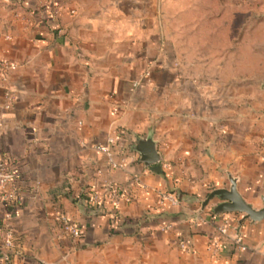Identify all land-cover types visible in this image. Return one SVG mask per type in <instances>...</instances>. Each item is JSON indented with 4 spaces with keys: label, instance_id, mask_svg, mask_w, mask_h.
Returning a JSON list of instances; mask_svg holds the SVG:
<instances>
[{
    "label": "crops",
    "instance_id": "obj_1",
    "mask_svg": "<svg viewBox=\"0 0 264 264\" xmlns=\"http://www.w3.org/2000/svg\"><path fill=\"white\" fill-rule=\"evenodd\" d=\"M178 1L60 0L59 29L0 3V157L20 196H0V254L12 228L13 264H264V219L204 206L234 178L264 207V24L188 8L183 24ZM117 130L112 168L98 145ZM146 137L161 154L149 166L135 147ZM113 184L131 200L89 202ZM63 209L80 239L60 236ZM225 222L245 250L220 234Z\"/></svg>",
    "mask_w": 264,
    "mask_h": 264
},
{
    "label": "built area",
    "instance_id": "obj_2",
    "mask_svg": "<svg viewBox=\"0 0 264 264\" xmlns=\"http://www.w3.org/2000/svg\"><path fill=\"white\" fill-rule=\"evenodd\" d=\"M4 2V0H0V3ZM49 3V2H48ZM47 2L41 3L44 7H53L52 12L55 14V16H59V9L56 8V6H52L50 3ZM71 13H74L72 10ZM0 67L2 70V73L5 75L7 74L10 63L8 61H2L0 62ZM143 78L150 79V72L147 71ZM11 99V97H9ZM125 135L124 130H117L114 132V134L110 135L107 139L106 144L98 145V149H100L102 152H104L109 160V163L112 168H118L120 167V164L115 161L114 159V152H113V146L116 145L117 139L119 137H122ZM262 142L264 143V136L262 137ZM107 194L101 195L98 193H92L89 198V202L93 205H100L104 199L107 197L111 201L114 207H119L123 202H128L131 200L130 196L124 191L122 187L119 185H111L107 189ZM0 196L3 200L11 203V204H17L19 199V188L15 183V174L10 168L8 162L6 159L0 157ZM162 203H165L166 201L177 204L178 198L173 194H164L162 196ZM8 218H10V214L7 215ZM57 222L60 227L61 234L60 236L68 237L71 239H80L82 236V230L79 226V224L73 220L67 213L60 212L57 215ZM229 225L228 222H225L224 224L220 225L218 227V230L221 235L228 236L231 238L234 242V244L242 249H246V245L243 241V236L239 232H235L234 235L229 234ZM16 236L15 232L12 228H8L5 232V236L3 238V249L1 250L0 254V264H13L11 253L10 251L13 250L16 246ZM181 247L187 251H190L189 246H186L184 243L181 244ZM215 247H217V243H215ZM216 250V248H215Z\"/></svg>",
    "mask_w": 264,
    "mask_h": 264
},
{
    "label": "rangeland",
    "instance_id": "obj_3",
    "mask_svg": "<svg viewBox=\"0 0 264 264\" xmlns=\"http://www.w3.org/2000/svg\"><path fill=\"white\" fill-rule=\"evenodd\" d=\"M207 0H181L176 3V8L179 6L182 10L176 9L178 19L186 24L189 21V9L195 10V15L198 17L210 16L212 22L221 24H264V0H210L209 13H202V3ZM52 6H56L60 10L62 6L60 0H44ZM48 3V4H49ZM188 8V10H187ZM178 10V11H177ZM203 14V15H202ZM221 15V19L219 16ZM203 17V18H204ZM264 33V28H263Z\"/></svg>",
    "mask_w": 264,
    "mask_h": 264
},
{
    "label": "water",
    "instance_id": "obj_4",
    "mask_svg": "<svg viewBox=\"0 0 264 264\" xmlns=\"http://www.w3.org/2000/svg\"><path fill=\"white\" fill-rule=\"evenodd\" d=\"M135 147L140 153V160L145 165H153L161 160V154L152 137L137 139ZM230 181V188H218L213 190L205 200L204 206H206L213 198H219L223 201L215 206V213L240 212L245 214V218H249L252 221H262L264 219V207L256 209L247 203L237 190L236 180L230 178Z\"/></svg>",
    "mask_w": 264,
    "mask_h": 264
},
{
    "label": "trees",
    "instance_id": "obj_5",
    "mask_svg": "<svg viewBox=\"0 0 264 264\" xmlns=\"http://www.w3.org/2000/svg\"><path fill=\"white\" fill-rule=\"evenodd\" d=\"M4 1H12L13 3H15L16 1H20V4L16 5L15 7H17L18 10L30 13L36 24H49L52 26V28L59 29L58 27V24H60L59 17L53 14L52 12L53 7L51 6L44 7L41 5V3L40 4L31 3L30 5L25 6L22 3V0H4ZM63 212L67 213L65 209H63Z\"/></svg>",
    "mask_w": 264,
    "mask_h": 264
}]
</instances>
